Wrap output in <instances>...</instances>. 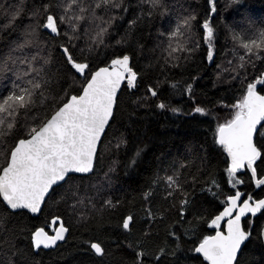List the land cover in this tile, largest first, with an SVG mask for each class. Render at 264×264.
<instances>
[{"label":"snow or ice","instance_id":"obj_1","mask_svg":"<svg viewBox=\"0 0 264 264\" xmlns=\"http://www.w3.org/2000/svg\"><path fill=\"white\" fill-rule=\"evenodd\" d=\"M169 114L191 138L129 198L120 154L128 175L140 129ZM70 238L77 264H250L264 246V21L248 0H0V264H43Z\"/></svg>","mask_w":264,"mask_h":264},{"label":"trees","instance_id":"obj_2","mask_svg":"<svg viewBox=\"0 0 264 264\" xmlns=\"http://www.w3.org/2000/svg\"><path fill=\"white\" fill-rule=\"evenodd\" d=\"M223 0H221V4ZM201 6L203 5V0H200ZM248 8L249 14L251 17L256 20L257 22L264 21V0H248ZM227 15L229 19L232 18H239V14L232 12V13H224ZM220 44L227 45L226 38L221 35L220 36ZM223 54V51L222 53ZM226 59H231V57H227ZM197 62L199 63V58H197ZM220 60H217V63H220ZM205 69L201 68L200 71L203 72ZM209 72L213 71V68L209 67L207 69ZM203 84H206L207 87L203 89L208 95L209 98H218L220 96H226L228 93L225 90V86H221L219 92L214 89L210 83L209 78H205L202 81ZM202 91L201 89H197L199 93ZM174 103L179 102V98H176ZM210 107V105H209ZM224 115L223 112L220 113ZM167 120L168 128L160 127V125L164 124ZM207 127V125L201 126V131L203 128ZM123 131V129H121ZM191 129L189 126L182 120H176L172 118L169 114V117H161L159 124L151 123L149 127H142L140 129L139 135L144 140V144H141L140 147L144 148L145 156L142 158L140 165L134 171H129L128 175H125V169L123 167L124 163V153L121 152L120 160L121 164L118 168L117 175L120 177L118 183L122 184L125 190L129 193V198L135 195L134 189H136L139 185L144 183V180L150 175L148 169L150 165H152L154 156H159L161 152H172L173 154L176 153H183L184 147L188 142V139L191 138ZM198 138L202 139V136ZM211 138L209 135V142ZM134 151V149H132ZM115 158V157H113ZM223 157H219L218 160L213 161L214 164H219V160H222ZM222 169L223 165H219ZM254 187V186H253ZM241 190H249L244 189L243 187ZM258 191V190H257ZM121 194V193H118ZM50 209L55 212L56 209L52 208L51 202H49ZM49 209H45V213H47ZM259 215V214H258ZM50 218V217H49ZM42 219V218H41ZM34 223H39V221H32ZM249 249H251V254L249 255L248 259L250 264H264V246L260 243L256 242L249 245ZM45 253H42L41 256L36 257L37 260H42L43 264H77V260L80 259L79 254L75 249V241L70 238L69 243L61 247L58 252H49L45 250Z\"/></svg>","mask_w":264,"mask_h":264}]
</instances>
